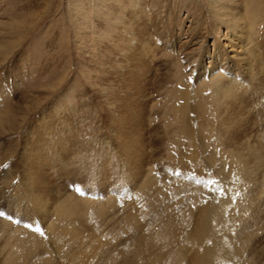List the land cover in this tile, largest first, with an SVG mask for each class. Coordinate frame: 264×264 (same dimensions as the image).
<instances>
[{"label":"rangeland","instance_id":"rangeland-1","mask_svg":"<svg viewBox=\"0 0 264 264\" xmlns=\"http://www.w3.org/2000/svg\"><path fill=\"white\" fill-rule=\"evenodd\" d=\"M239 3L254 27L252 39L258 46L251 44V49L257 46L260 53L264 52V0H239ZM210 6L208 0H0V123L4 114L11 115L14 120L21 115L25 120L20 127L3 121L2 129L21 130L17 133L4 131L0 142L7 143L8 151L17 149L22 133L35 125L39 116L36 110L27 112L25 106L21 113L8 106L19 100L26 105L29 99L34 102L37 96L48 92L50 97L41 105L39 113L50 107L56 119H60L61 113L65 114L68 123H64L71 125L67 133L76 139L75 149L107 153L106 159L90 169L104 174L95 181L91 180L93 176L88 177L90 173L81 169L84 166L81 161L90 165L89 153L77 162L76 152L69 159L61 157L64 165L67 164L65 168L61 160L53 167L46 159L41 186L45 188H39L47 193L46 213L33 211L30 215L24 214L29 206L23 199V192L31 201L32 197L25 190L22 179L21 188L16 186L19 171H13L11 166L16 158L9 154L4 160L0 157V211L4 213L0 216V229L1 223L7 225L0 231V264H10L6 260L10 254L15 259L11 264H80L81 260V264H187L190 254L182 247L186 239L183 225L186 221L192 228L191 222L200 214L199 206L212 200L210 194H214V188H222L225 195L231 193L233 199L228 208H222L226 199L219 201L224 213L220 221L230 239L228 250L232 264H264V142L257 139L264 135V64L259 65L260 68L255 66L256 71L252 72L253 83L258 82L257 92L248 84L238 92L240 102L236 103L242 110L234 119L233 127L226 132L232 143H225V148L218 143L215 132H211L219 123L216 105L211 100L202 104L203 98L211 94L209 80L202 78L203 84L198 87L201 92L195 100L199 98L198 103L202 105L185 104L183 99L185 90L197 85L191 71L197 66L192 57L198 55L199 43L204 39L207 47L212 48V37L220 32V17L213 4ZM198 21H202L200 25ZM222 29L225 31L224 26ZM131 33L136 35L133 36L137 41L136 50H131ZM137 49L139 54L135 53ZM204 59L203 65L210 67L212 64ZM17 61V77H13L12 67ZM221 67L227 77L228 69ZM178 77L182 81H177L181 80ZM108 92L110 103L105 95ZM115 92L117 96L113 101ZM171 94L177 95L173 103ZM172 104L182 107L183 113L192 119L186 125L191 128L185 127L187 135H180L183 139H176L163 127L181 126L182 114H178L177 122L168 118L172 114ZM237 104L233 106L236 108ZM129 108L134 114L140 112L138 130L144 151L138 157L142 171L135 180L123 177L126 162L120 165L122 159L109 130L115 115L126 114ZM84 115L87 116L85 120ZM174 140L181 144L179 151L173 149V156L167 157L171 155L170 144L178 145ZM126 141L130 143V137ZM250 145L255 148L256 155H249L245 150ZM235 148L242 150L244 159L241 162L249 168L246 176L238 174L240 161L235 162L231 157ZM71 166L78 168L73 174ZM130 167L133 168V163ZM73 186L81 191L74 190ZM228 188H240L251 195L257 203L252 210L253 218L240 217L238 203L234 202L239 191L228 192ZM172 191L177 194L176 200L174 197L167 199ZM69 194L92 201L88 206L90 210L84 209L81 222L84 243L80 245L72 241L68 232L72 225L67 219L57 220L55 203L52 204ZM133 196L136 198L132 199ZM110 198L113 207L106 204L107 208H102L104 211H98ZM194 200L196 204L192 206ZM92 210L96 213L92 214ZM28 232L34 237L30 235L28 239ZM162 243L166 244V250L161 249L164 248ZM198 243L199 251L202 244ZM168 246L176 256L169 253ZM224 254L228 256L225 249H218L219 258Z\"/></svg>","mask_w":264,"mask_h":264},{"label":"bare ground","instance_id":"bare-ground-1","mask_svg":"<svg viewBox=\"0 0 264 264\" xmlns=\"http://www.w3.org/2000/svg\"><path fill=\"white\" fill-rule=\"evenodd\" d=\"M208 2H209V6L211 4L210 7H212V4H213V8L215 10H217L216 13L220 17V22H221L220 27L221 28L218 29V32H219V30H220V32L217 35L215 34L216 36L212 37V40H213V44H211V46H213L212 48H210V46L207 47L206 40H204V39L201 40V42L199 43L200 44L199 48L197 47L198 49L196 51L198 53V55H196V57H192V58H194L193 64L197 63V66L193 65L194 68L191 71L192 74L194 75V79H195V82L197 83V85L194 84L191 87L187 88L185 90L186 94L184 95L186 97L185 98L183 97V99L186 100L185 104H188V103L192 104L194 102V103H196V105L198 104L197 106H199V104H201V102L198 103V101H200L199 98H198V101L195 100V98L200 96L199 94L201 92V89L198 90V87H199V85L203 84L201 79L206 78L207 80H209V83H211V87H210L211 94H209L210 96L208 98L204 97L203 101L201 99V101L203 102L202 104H204L208 100H211L214 103V106L216 105L215 107H216V111H217V114L219 117V119H218L219 123H218L216 129L212 130L211 132H213V131L215 132V136H217L218 143L220 145L224 146L225 143L226 144L232 143V140L230 137L227 139V136H226L227 133L226 132L228 131V129H231L233 127L234 119H237L236 117L240 114V111L242 110L240 105L236 103L240 99L238 97L239 90H241V88L244 84H246V85L248 84V86L251 89H253L255 92H257V90L259 89V86H257L258 82L256 84L253 83V73L252 72L254 70L256 71L257 65H258L257 68H260L262 66L259 67V65L264 64V52L260 53V50L256 49V47L258 45L256 44L257 43L256 40L252 39L251 33H253V31H254L253 30L254 27L251 26L252 21L249 22V20L251 18L246 13V11H244L242 9V6L239 3V0H208ZM253 11H254V9H253ZM134 22H133V24H134ZM198 22L200 25V22H202V21H198ZM223 26L225 27V31H227V33H225V31L222 29ZM129 35H131V50H136L137 41H136V39L133 38V36H136V35H135V33L134 34L131 33ZM251 44H256L257 46L254 49H251ZM262 45H264V44H262ZM13 46H15V45H13ZM135 53L139 54L138 49H137V52H135ZM204 56L206 57L205 59H208V61H209L208 63L212 64L210 67H205L203 65V62H204L203 57ZM189 60H191V59L189 58ZM221 65L225 66L228 69L227 70L228 71L227 77H225L226 74H223V68L221 67ZM18 66H19V64L17 61V62H15V64L12 67L14 70V73L13 74L11 73V76L15 77L17 75ZM179 74H180V76H183L181 69H179ZM209 76H211V77L209 78ZM178 78L181 79V77H178ZM225 78H227V80ZM177 81L180 82V81H182V79L181 80L177 79ZM12 82H14V81H12ZM14 89H13V91H14ZM136 89H137V87H136ZM45 94L46 95H44V96L41 94L39 96H37L35 98L36 100L34 102H32V99L31 100L29 99V102L26 103V105L22 104L20 102L21 100H19V102L17 104H15V105L13 104L12 106H8V107H11L12 110H15L17 113L18 112L21 113V111L24 109V106H25L27 112H29V110L30 111L36 110L39 116H38V120H37L36 124L30 126L25 132L22 133L21 139L19 138V143H18L19 147L17 146V149L15 148V150H13V151H12V149H9V151H8L7 150V143H5V145H4L2 143L3 141L0 142V146L3 147L0 150V157L3 156V158H1V159L2 160L6 159L7 154H9V157H12V158L14 157L13 159L16 158V161L15 162L13 161L14 163L11 165L13 171H16V172L19 171V175L18 174L16 175V177L18 178V183L16 186L17 187L20 186L19 188H21V179H22L23 180L22 183L25 186L24 187L25 190H28V193L32 197L33 201H31L27 197V195L23 192V195H24L23 199L28 202L27 205L29 206L25 209V212H24V214H27V215H30V212H33V211H35V213H37V214L46 213L45 209H46V205L48 203V197L46 196L47 193L45 194V192L39 191V188H45V187H41V186H43L42 181H44L42 179L43 172H44L43 171V163L46 159L50 160L52 162L53 167H56L59 160H61L62 158H64V159L68 158L69 159L70 155L75 153V152L76 153L74 154V156L78 158V159L74 158V159H76V162L80 158H83L82 156L85 153H89L88 157L91 161L90 165H88V163H86V162L81 161V164L84 165L81 167V169L83 171H86V173H88V174L90 173L88 175V177L93 176V178L91 180L95 181V179H101L100 174H103V173H100L99 171L96 172V169H92L90 171V169L94 168L93 166H96V165L98 166L99 163H101V161L106 159V154H107L106 152H105L106 154L105 153L103 154L100 152H97L95 154V152H92L91 149H90L91 151L90 150H84L81 148L75 149L74 144L76 142V139L74 137L71 138L70 133H67L68 131H70L69 129H70L71 125L67 124L68 122L66 121L67 118H66L65 114L61 113L60 119H56V115L54 114V110L51 109L50 107H48L47 110L44 111V113H41V114L39 113V111L42 109L41 105L45 103V101L48 99V97H50L48 92H46ZM105 95L107 97V98L106 97L105 98L109 102L108 96L110 95V93L108 92V94H105ZM116 96L117 95L115 92L114 94H112L111 100L115 101ZM132 96H134V95H132ZM132 96H130V97H132ZM171 96H172V94H171ZM175 97H177V95L172 96L171 98L169 97L171 99V103H173L172 102L173 99H176ZM170 99H168V100H170ZM133 102H134V100H133ZM234 103L237 104L236 108L233 106ZM113 105H114V103H113ZM129 105H127V106H129ZM171 106H173V104ZM182 106H183V104H182ZM114 108H117V107H114ZM113 111H114V109H113ZM136 111L138 112L140 110H136ZM170 111L172 114L168 118H173L174 122L179 121L178 119L180 117L178 118V114H180V116L182 114V121L179 122V123H181V126L175 128V127H169L167 125V126H163V127L166 130H169V134H172L176 139L179 140L182 138V137H180L181 134L185 133V135H187L186 134L187 129H185V127L191 128L189 125L188 126H186V125L189 124L190 123L189 121L190 120L192 121V119L189 120L188 115L183 113L184 110L182 107L177 108V107L173 106V108L170 109ZM91 112H90V114H91ZM4 116H5V118H1L2 121L0 123V130H1L0 138L4 134V131H8V132L11 131V133H13V132L17 133V131L21 130V128L20 129L19 128H10L9 130L7 128L2 129L1 128L2 123H5V122L6 123H12V125L16 124L17 125L16 127H18V126L20 127V125L23 123V120H24L21 115H19L20 117L18 120H14L13 117L11 118L10 117L11 115L8 116V115L4 114ZM139 116H140V112L138 114H136V112H135V114H134V111L129 108V110L126 114L124 112H121L118 115V113H117L115 115L114 120H113V124L110 122L112 127L109 126L111 128V129H109L111 131V140L116 145L115 148L118 151L117 153L120 154L119 155L120 160L122 159V161H123V162L121 161L122 164L120 162L119 163L121 166H124V163L126 162L125 163L126 164V172H125V174H123V177H125V179L135 180V179H137L138 176H140L141 171H142V167L138 163V157L142 156L144 153V151L142 150V147H143L142 146L143 143L141 140L142 136L138 130L140 127V123H141V121H140L141 119L139 118ZM86 117H87L86 115L83 116L84 120L86 119ZM14 118H15V116H14ZM108 118H110V117H108ZM3 121H5V122H3ZM64 122H67V123H64ZM130 123H132V124H130ZM162 123H165V122H162ZM6 125H8V124H6ZM237 127H239V126H237ZM223 130H225V131H223ZM125 131H126V134L124 133ZM167 133H168V131H167ZM167 133H166V135H168ZM122 134H123V136H122ZM10 136L12 137V135H10ZM189 136L192 137L193 135L190 134ZM129 137L131 139L130 143L128 141H126ZM6 138H7V136L5 137V139ZM257 139L258 140L261 139V141L264 142V135L257 137ZM55 140H57V143L55 142ZM97 140H98V138H97ZM174 141H175V143H178L177 140H174ZM57 144H59V146H57ZM96 145L98 146L99 143L97 142ZM180 145H179V143H178V145H173V144L171 145L170 144V146H169L170 149H168V151H170V154L173 153V149H175L174 150L175 152L179 151ZM92 147H94V146H92ZM101 147L102 146H100V148ZM224 148H225V146H224ZM87 149H89V148H87ZM254 149L250 145L245 150L247 151V153L249 155H256V150H254ZM94 150H96L95 147H94ZM241 151L237 148L235 152H232L231 157H233V160H235V162H237V160L240 161L239 165L237 166L238 174L241 173L243 176L244 175L246 176L247 169H249V168H247V165L243 161L241 162V159L243 158ZM56 156L60 157V158L58 159ZM172 156L173 155L171 154V155H168L167 157H172ZM254 158L260 160V157L257 158L256 156H254ZM27 160H28V162H26ZM245 161H246V159H245ZM60 162H61V165L65 168L67 164L64 165L65 164L64 160H61ZM132 163H133V168L130 167V165ZM0 164H1V162H0ZM107 165H108V163H107ZM110 168H112V167H110ZM77 169L78 168L71 166L70 171L73 174ZM102 176H104V174ZM117 178L119 179V176H117ZM64 189H66V188H64ZM235 189L237 192L239 191L238 192V194H239L238 199H237V201H234V202L238 203V206H239L238 214L240 215V217L248 218L251 215H254L252 210L254 207V203H256L255 200L251 197V195L249 193L240 190V188H232V189L228 188V192H233ZM44 190H46V189H44ZM222 190H223L222 188H214V194L213 193L210 194V196L212 197V200L210 202L206 203L205 205L201 204V206H199L198 211H200V214H198V216H196L195 220H193L194 222H191V223H193L192 228H190V224L186 223V221H185V224L183 225V226H185V230H184L185 235L184 236H186V239L184 240V242H182V245H183L182 247L185 250H187V252L190 254L188 261L185 260V262L187 261V264H198V263H200V264H218V263L232 264V260H231L232 255L230 254V252L228 250L229 241H230L229 235L226 233V231L224 232L223 222H222V220L220 221V219L224 215V213L222 212L221 209L222 208H228L230 201L233 199H232L231 193H227V195H225V194H223ZM174 191H172V192H174ZM224 191H226V190H224ZM255 191H256V189H255ZM172 192L170 193L169 197H167V196L166 197L169 200H170V198L174 197L176 200L178 198L177 194L175 192L174 193H172ZM253 194H254V192H253ZM192 197L193 198L196 197V194L193 195ZM131 198L133 199L136 197L133 196ZM174 198H173V200H174ZM220 199H226V201H223L224 205L222 208L220 207V203H219ZM173 200L171 199V201H173ZM54 203H55V205H54L55 209L54 210L56 211L57 216H59V218L57 220H61L62 218H64L65 220L67 219L66 221L68 222V224L72 225V230H70L68 232H70V237H72V239H73L72 241L74 242V244L77 243L80 245V243H84L82 241L83 236H82V230H81L82 229V227H81L82 223L81 222L84 220V215H83V213L85 214L84 209H86V207H88V206H91L92 201L89 202L87 200H82V199L76 198L73 194H69L64 199H62L60 201L53 202L52 204H54ZM106 204L109 207H113L112 199L111 198L108 199L106 201L105 205H101L100 209H97V210L102 211L103 210L102 208L106 209L107 208ZM191 204L193 206L194 204H196V201L194 200L193 202H191ZM30 208H32L33 210ZM88 209H89V207H88ZM217 210H218V213H217ZM92 211H93L92 214L96 213L95 210H92ZM183 214H184V212H183ZM81 215H83V216H81ZM35 216H37V215H35ZM125 217H126V215H125ZM169 217H170V215H169ZM42 218H44V217L42 216ZM160 218H161V216H160ZM251 218H253V216H251ZM161 219H160V221H161ZM54 220H52V221H54ZM190 221H191V219H190ZM257 221H258V219H257ZM159 224L160 223H158V225ZM1 225L2 226H1L0 231L5 230V228L7 227L6 223H1ZM154 225H156V224H153V226ZM165 225H167V224H165ZM216 226H218V228ZM150 227L151 226H149L148 229ZM162 227H163V225H162ZM159 229H161V228H159ZM12 230H11V232H13ZM155 230H156V228H155ZM225 230H226V225H225ZM146 231H148V230H146ZM256 233H258V232H256ZM27 234H28V239L30 238V235H32L31 237H34V234H32V233L28 232ZM156 237L157 236H155V238ZM211 237H212V239H211ZM145 239H147V238H145ZM209 239H211V240H209ZM86 240H84V241H86ZM151 240H152V238H151ZM165 240H164V242H165ZM182 240H183V238H182ZM30 241H31V239H30ZM198 242H201L200 244H202L200 246L201 249L199 250L200 253L197 250L198 249L197 245L199 244ZM156 243H159V241H157ZM138 245L139 244H137V246ZM162 245H164V248H161V249L166 250V247H167L166 244L162 243ZM154 246H156V245H154ZM158 246H159V244H158ZM171 246H173V245L171 244ZM171 246H168L169 250L171 249L170 248ZM73 247H74V245H73ZM72 249H75V248H72ZM218 249H225L226 253H228V256H226L224 254L222 259L219 258L220 255H218ZM15 250L17 251V249H15ZM123 251H124V249H123ZM8 252H7V254H8ZM154 252L157 253V251H154ZM126 253H127V251H126ZM169 253H171L173 256H176V253H173L172 249H171V251H169ZM181 253H183V252H181ZM133 254H135V252ZM11 255L12 254L8 255V257L6 259L8 261V263H10V264L12 263V260L13 261L15 260V259H13V257ZM127 255H129V254L127 253ZM163 257H164V255H163ZM160 258L163 259L162 257H160ZM181 259H183V258H181ZM81 261H80V264L83 263ZM182 262H184V261H182ZM76 264H79V263L76 262Z\"/></svg>","mask_w":264,"mask_h":264},{"label":"snow or ice","instance_id":"snow-or-ice-1","mask_svg":"<svg viewBox=\"0 0 264 264\" xmlns=\"http://www.w3.org/2000/svg\"><path fill=\"white\" fill-rule=\"evenodd\" d=\"M14 183H15V181H14ZM73 187H74V190H76L78 192L81 191V189L79 187H77V186H73ZM2 215H4V213L2 211H0V216H2Z\"/></svg>","mask_w":264,"mask_h":264}]
</instances>
